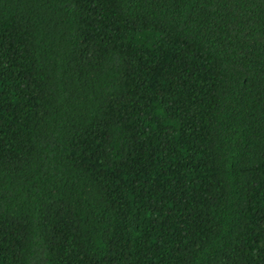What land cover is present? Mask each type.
Here are the masks:
<instances>
[{
	"label": "trees",
	"instance_id": "obj_1",
	"mask_svg": "<svg viewBox=\"0 0 264 264\" xmlns=\"http://www.w3.org/2000/svg\"><path fill=\"white\" fill-rule=\"evenodd\" d=\"M0 264H264V0H0Z\"/></svg>",
	"mask_w": 264,
	"mask_h": 264
}]
</instances>
